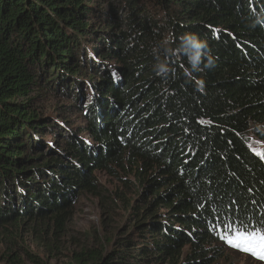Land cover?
I'll use <instances>...</instances> for the list:
<instances>
[{"label":"trees","instance_id":"obj_1","mask_svg":"<svg viewBox=\"0 0 264 264\" xmlns=\"http://www.w3.org/2000/svg\"><path fill=\"white\" fill-rule=\"evenodd\" d=\"M261 13L264 0H0L4 264H25L11 251L23 232L65 231L72 197L98 190L96 170L123 182L129 222L75 264H215L229 233L264 229ZM189 31L215 66L189 73L174 58L157 77L153 44ZM58 94L88 118L90 142L42 114Z\"/></svg>","mask_w":264,"mask_h":264},{"label":"rangeland","instance_id":"obj_2","mask_svg":"<svg viewBox=\"0 0 264 264\" xmlns=\"http://www.w3.org/2000/svg\"><path fill=\"white\" fill-rule=\"evenodd\" d=\"M58 95L61 99L49 103L42 114L51 115L54 121L58 120L66 128L65 131L81 135L82 139H88L90 142L87 130L88 118L80 112H75V108L69 106L62 94ZM55 110L62 112L60 118L56 119ZM53 138L58 147L66 149L65 142L67 140L63 133L57 132ZM252 143L257 152L262 154L264 142L252 137ZM92 148L94 149V146ZM114 170H117L121 177L124 176L128 180H132L130 176H125L115 166ZM94 175L98 190L94 193L78 192L72 197V214L65 231L54 234V230L50 226L43 233H40L41 230L36 233L23 232V238L18 241L17 246L12 247L11 251L17 250L25 264H34L31 255L46 264H75L73 254L86 247L96 249L103 247L106 251L111 248L112 240L122 233L121 231L129 222L128 212L125 211L124 204L120 203L116 196L117 192L126 190V188L123 182L107 169L96 170ZM132 190L134 191L135 188ZM127 192L131 196L132 193ZM225 244L228 249L222 259L216 261L215 264H264V261L254 258L249 253L238 250L228 243ZM9 246L0 241V264L5 263Z\"/></svg>","mask_w":264,"mask_h":264},{"label":"clouds","instance_id":"obj_3","mask_svg":"<svg viewBox=\"0 0 264 264\" xmlns=\"http://www.w3.org/2000/svg\"><path fill=\"white\" fill-rule=\"evenodd\" d=\"M264 17V13L259 14ZM154 63L152 70L157 77L167 80L173 75L174 58L186 61L189 73L202 72L215 66V57L208 41L196 32H184L178 38L169 33L156 41L151 48Z\"/></svg>","mask_w":264,"mask_h":264},{"label":"snow or ice","instance_id":"obj_4","mask_svg":"<svg viewBox=\"0 0 264 264\" xmlns=\"http://www.w3.org/2000/svg\"><path fill=\"white\" fill-rule=\"evenodd\" d=\"M229 236L226 242L230 246L264 261V229H237L234 233H229Z\"/></svg>","mask_w":264,"mask_h":264}]
</instances>
